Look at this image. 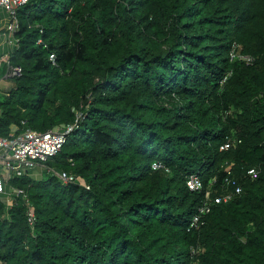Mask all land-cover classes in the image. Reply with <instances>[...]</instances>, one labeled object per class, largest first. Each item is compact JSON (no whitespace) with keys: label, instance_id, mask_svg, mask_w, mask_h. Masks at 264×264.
Masks as SVG:
<instances>
[{"label":"trees","instance_id":"trees-1","mask_svg":"<svg viewBox=\"0 0 264 264\" xmlns=\"http://www.w3.org/2000/svg\"><path fill=\"white\" fill-rule=\"evenodd\" d=\"M17 16L0 136L76 124L45 164L89 188L9 179L23 193L0 196V264H264V0H30ZM192 173L242 188L198 229Z\"/></svg>","mask_w":264,"mask_h":264},{"label":"built area","instance_id":"built-area-1","mask_svg":"<svg viewBox=\"0 0 264 264\" xmlns=\"http://www.w3.org/2000/svg\"><path fill=\"white\" fill-rule=\"evenodd\" d=\"M30 0H0V9L4 10L9 16V23L6 27L7 31L14 36L16 45L18 38L15 33L19 30V19L17 10L21 6L28 3ZM232 59H238L251 63L252 58L241 54L239 51L232 53ZM51 62H55L54 54L49 55ZM0 66L5 68L6 76L10 79L18 78L22 74L20 65L11 64L9 56L5 55L0 57ZM76 127V124H69L64 127L47 131H36L26 129L17 135H10L9 137L0 136V149L2 160V172H0V195L5 193L6 182L18 176L31 174L37 167L40 168L42 173H48L55 176L61 183H78L79 185L89 188L88 185L83 184L74 174L69 172H56L48 167L45 163L48 159L56 155L66 140V136ZM228 142L220 146V149L229 148ZM228 175L231 174V165L225 168ZM259 169L252 166L247 169L246 175L250 179L257 177ZM186 185L190 191H199L203 193V199L198 205L195 213L193 214L189 227L198 229L205 224L206 215L211 211L212 206L221 203L229 202L236 194L242 190L236 180L226 177L225 184L221 185L224 188L219 194L215 193L214 185L216 179H212L208 185L204 187L201 177L198 173H192L186 177ZM232 187V188H229ZM22 190L12 188V191L5 197L8 202V207L11 206V197L13 194H21ZM27 220L29 225L34 222V208L31 204H27Z\"/></svg>","mask_w":264,"mask_h":264},{"label":"crops","instance_id":"crops-1","mask_svg":"<svg viewBox=\"0 0 264 264\" xmlns=\"http://www.w3.org/2000/svg\"><path fill=\"white\" fill-rule=\"evenodd\" d=\"M9 23V16L8 14L0 9V57H3L5 55L10 56L11 52L16 47V41L14 39V36L10 34L6 27ZM14 86L13 79H10L6 76L5 68L3 66H0V94L6 93ZM1 153L2 150L0 149V172H2V160H1ZM37 173V175L41 174V170L39 167L34 169L31 174ZM12 188L8 183H6L5 186V193L2 194L5 202V208H8V202L6 199V195L12 191ZM1 196V195H0Z\"/></svg>","mask_w":264,"mask_h":264},{"label":"rangeland","instance_id":"rangeland-1","mask_svg":"<svg viewBox=\"0 0 264 264\" xmlns=\"http://www.w3.org/2000/svg\"><path fill=\"white\" fill-rule=\"evenodd\" d=\"M44 176L47 177V176H49V174L48 173H46V174L44 173Z\"/></svg>","mask_w":264,"mask_h":264}]
</instances>
